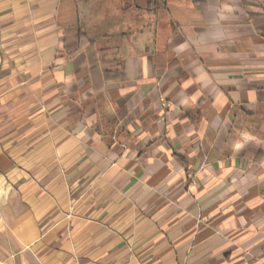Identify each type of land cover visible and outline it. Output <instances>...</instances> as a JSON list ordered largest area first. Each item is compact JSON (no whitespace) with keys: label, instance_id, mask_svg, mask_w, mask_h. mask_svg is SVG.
<instances>
[{"label":"crops","instance_id":"crops-1","mask_svg":"<svg viewBox=\"0 0 264 264\" xmlns=\"http://www.w3.org/2000/svg\"><path fill=\"white\" fill-rule=\"evenodd\" d=\"M0 264H264V0H0Z\"/></svg>","mask_w":264,"mask_h":264},{"label":"rangeland","instance_id":"rangeland-1","mask_svg":"<svg viewBox=\"0 0 264 264\" xmlns=\"http://www.w3.org/2000/svg\"><path fill=\"white\" fill-rule=\"evenodd\" d=\"M86 1L98 6H102L107 10H109L111 7L121 10L122 7H127L130 3V0H86ZM134 1L136 4L144 7L154 6L156 2V0H134ZM149 1H151V3ZM159 1H163V0H159Z\"/></svg>","mask_w":264,"mask_h":264},{"label":"trees","instance_id":"trees-1","mask_svg":"<svg viewBox=\"0 0 264 264\" xmlns=\"http://www.w3.org/2000/svg\"><path fill=\"white\" fill-rule=\"evenodd\" d=\"M76 38H77L78 41H82V40H84V39H85L86 41H89L88 38H87V34H86V32H84L82 29H79V30L77 31ZM89 42H90V41H89ZM118 61H120V60H118ZM118 65H120V63H119Z\"/></svg>","mask_w":264,"mask_h":264}]
</instances>
